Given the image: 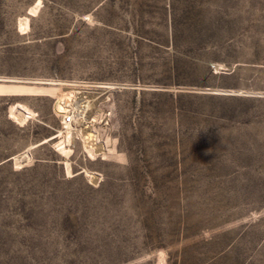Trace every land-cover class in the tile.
<instances>
[{
	"label": "rangeland",
	"instance_id": "1",
	"mask_svg": "<svg viewBox=\"0 0 264 264\" xmlns=\"http://www.w3.org/2000/svg\"><path fill=\"white\" fill-rule=\"evenodd\" d=\"M0 264H264V0H0Z\"/></svg>",
	"mask_w": 264,
	"mask_h": 264
},
{
	"label": "built area",
	"instance_id": "2",
	"mask_svg": "<svg viewBox=\"0 0 264 264\" xmlns=\"http://www.w3.org/2000/svg\"><path fill=\"white\" fill-rule=\"evenodd\" d=\"M58 114L61 116V125L64 129L71 128L80 119V110L77 108L68 107L62 111L58 110Z\"/></svg>",
	"mask_w": 264,
	"mask_h": 264
},
{
	"label": "bare ground",
	"instance_id": "3",
	"mask_svg": "<svg viewBox=\"0 0 264 264\" xmlns=\"http://www.w3.org/2000/svg\"><path fill=\"white\" fill-rule=\"evenodd\" d=\"M73 106H76L77 107V110L79 109L80 110V115L79 116H82L84 113V108H85V106L83 107V106H81V102H77L76 103V101H74L73 103H71V104H64L63 105V109L62 110H65L66 108H68V107H73ZM89 154L90 155H92V153L91 152H89Z\"/></svg>",
	"mask_w": 264,
	"mask_h": 264
}]
</instances>
